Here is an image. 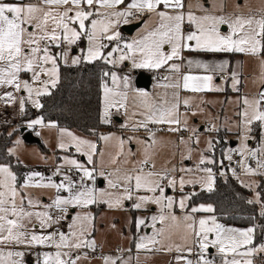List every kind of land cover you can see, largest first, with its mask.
Returning <instances> with one entry per match:
<instances>
[{"label": "snow or ice", "instance_id": "1", "mask_svg": "<svg viewBox=\"0 0 264 264\" xmlns=\"http://www.w3.org/2000/svg\"><path fill=\"white\" fill-rule=\"evenodd\" d=\"M124 3V0H38L36 3H10L6 0H0V86H13L15 93L22 89L26 90L27 96H17L13 91H5L0 94V101L7 104L19 101L21 110L24 109L26 100H30L37 108H42L39 97L50 95V88H55L59 82L58 60L68 61V51L54 54L51 52L52 46H59L61 43L75 45L82 38L87 39L86 50L81 49L83 59L92 62L97 59H103L108 64H117L124 61H132L134 68L159 69L169 61L180 59L182 49L188 48L212 51V52H248L258 57L264 53V15L257 18L255 15L233 14L229 16L205 14L196 16L192 12L187 14V21L195 24V30L185 34L182 25L185 21V13L176 11L169 12L166 9L183 8V0H132L123 11L113 10L103 14L102 19H91L90 27L86 21L93 16L92 8L99 4L104 8L115 9L117 5ZM72 5V7H61ZM161 6L165 10H160ZM135 10V11H133ZM154 12L159 18L156 26L145 31L139 38H134L131 42L123 41L118 26L121 22L129 23L127 17L135 15L137 12ZM99 12V8L96 9ZM70 13H73L70 15ZM228 25L230 31L223 34L220 31L221 25ZM30 28L34 30H29ZM106 41V42H105ZM115 41L116 44L105 54V49L109 44ZM195 42L194 45L189 42ZM165 45L170 47L165 52ZM118 54V55H114ZM82 57L77 55L72 58V64L81 62ZM189 65L193 62L188 61ZM198 67L208 68L207 64H197ZM261 83L264 84V58L260 59ZM171 69L179 72L180 64L171 63ZM223 70L224 65H219ZM22 72L31 73V81L21 80ZM42 75L44 78L42 79ZM111 75L113 85H117L120 78L116 73H105V76ZM169 79V77H165ZM213 76L211 75H193L181 74L176 82L170 86L178 89L181 86L184 89L193 92H202L212 90ZM239 81L235 79L233 73V87ZM122 90H114L107 83L104 85V123H110L111 109H124L127 112L129 99L130 80L127 76L123 77ZM215 90H221L219 88ZM139 99L138 105L142 117L133 124L134 128H144L152 137L151 144L145 142V159L139 162L138 166L131 171L121 173L120 169L109 173L112 177L108 180L111 189L116 191L97 190L95 185L89 186L87 181H94L96 172L95 167L89 168L78 162L76 159L65 157V164L71 165L83 173L80 182L77 184L72 177L65 174L63 179L57 183L51 178L49 183L33 185L36 177H41L39 172H31L24 183L17 187V176L12 171L8 163H0V264H23V251H14L6 249L5 245H45L52 244L57 249L54 253L44 252L38 254L36 264H78L81 259L77 255L72 258V249L81 247H95L96 241L89 239L91 233L89 227L94 219L91 213H77L71 224L69 232L53 231L45 234L37 232L39 229H49L53 225L59 224L61 220L66 219V214L70 208L87 207L99 202L112 205V201L119 206L124 200H133V207L140 209L147 204H157L160 206L159 214L152 215V226L155 228L157 221L163 225L169 223L178 224L180 218L173 214L172 209L175 206L180 209L187 207V201L197 193H184L178 200L171 195H165L167 187L176 188L179 185L181 191L185 184H202L208 191H212L215 184V173L213 168L207 165H215L216 160L210 155L201 154L197 171L202 172V176H190L186 178L180 176L179 180L170 172L177 169L165 171L163 173L155 171V165L152 170H145L150 160L147 155L148 149L157 143L156 133L148 128L149 122L155 124L169 125V131L179 132L187 129L192 133L185 140L181 137V144L188 145L189 142L199 143L198 130L188 127L187 113L181 114L179 111L180 103L188 105L187 98L180 100L178 93L173 92L172 99L167 97L160 101L153 98L146 91L135 90L133 93ZM245 105L242 113L244 135L241 138L242 144L240 155L243 157L241 168L246 174L264 176V142L259 147L249 148L247 141L253 139L249 134L253 131V125L264 128V91H259L257 96L249 99L244 97L242 100ZM137 113L133 112L132 116ZM193 115L196 113L193 112ZM44 125L43 118L35 119L29 122V127ZM45 126H55L53 124ZM61 142L59 148L66 149L74 144L77 152L84 150L87 155L88 164L93 163V155L97 152L95 143L75 135L66 128L60 129ZM39 135V133H37ZM67 137V142H65ZM105 142L112 139L111 136L101 137ZM21 141L17 140L19 145ZM124 141L119 140L120 153L123 152ZM213 142L208 141V147L205 151L213 150ZM10 154L16 152V148L8 150ZM191 158V148L187 149ZM231 151V150H229ZM254 158L255 167L248 164V160ZM229 161L232 155L227 156ZM116 163V159H113ZM127 163V160L124 161ZM222 164L223 161H220ZM203 166V167H201ZM62 167V166H61ZM61 167L56 169L54 175L61 174ZM183 173H191L192 169H179ZM232 174L236 175V169H232ZM104 176V172L99 173ZM221 175H224L221 172ZM167 183H164V182ZM259 187L255 181L246 184V187ZM30 186L55 188L57 195L52 204L44 205L45 211H31L29 208H35L39 204L28 196H22L21 192L26 191ZM61 191H67L68 195H60ZM145 191L151 195H138L137 193ZM157 192L159 193L157 195ZM107 197V200L104 198ZM248 203H261L260 192L256 193L253 200ZM59 209L60 214L53 216L47 209ZM200 211L214 212L211 205H200L191 208V213ZM261 215L264 216V204H262ZM33 219L37 223L32 224L31 230L28 225ZM146 218H140L138 225H144ZM185 221L184 229L186 235L183 238V244L172 243L167 246L168 251L192 253L193 248L188 247L189 238L191 242L198 245L200 256L197 261L188 259L187 256L177 255L178 264H213L211 259L206 258L210 246H214L218 251L224 254L223 264H253L252 257L264 253V243L254 244L253 227L241 230L236 228H227L224 224L217 222L215 215L201 218L197 222L193 215L189 214L183 217ZM166 227L157 228L153 236H141L139 238L138 248H147L149 245H156L163 241ZM214 233L215 238L209 239V234ZM161 237L158 241L156 237ZM68 249V251H64ZM241 249H244L241 251ZM231 254V258L228 255ZM119 257L106 256L104 264H116Z\"/></svg>", "mask_w": 264, "mask_h": 264}, {"label": "rangeland", "instance_id": "2", "mask_svg": "<svg viewBox=\"0 0 264 264\" xmlns=\"http://www.w3.org/2000/svg\"><path fill=\"white\" fill-rule=\"evenodd\" d=\"M36 3L38 0H28ZM95 4L92 8L93 16L86 21V25L90 27L91 19H102L103 14L111 12L113 10L123 11L124 8H104L97 6ZM183 8L181 9H166L169 12L175 13L176 11H181L185 13V21L182 25V30L185 34L195 30V24L187 21V14L192 12L196 16H202L205 14H214V15H255L259 18L261 15H264V0H183ZM63 7H72V5L61 6ZM163 7V6H162ZM99 8V12L96 9ZM160 10H165L161 8ZM73 13H70L72 15ZM129 23L125 24L123 22L118 26V30L121 33L123 41L131 42L134 38H139L143 35L146 30L153 28L157 25L159 18L155 15L154 12L144 11L137 12L133 16L127 17ZM141 22V25L137 26L131 33L125 31V27ZM29 30H34L30 28ZM220 31L223 34H228L230 28L228 25H221ZM85 38L84 44L77 42L75 45H67L61 43L59 46H52L51 52L54 54L61 53L62 51H68V61L65 63L63 60H58L59 65V79H60V65H78L86 60L83 59L85 53L81 52V49L86 50L87 48V39ZM106 42V41H105ZM194 45L195 42H189ZM116 44L115 41L109 44V48L105 49V54L107 51L111 50ZM165 52L170 50L168 45H165ZM80 55L82 57L81 62L77 64H72V58ZM118 55V54H114ZM264 58V53H261V56L254 55L248 52H212L196 49H182L180 54V59L169 61L168 64L159 68V69H149V68H134L132 66V61H124L122 63L111 64L113 66L111 73H116L120 80L117 82V85H113L111 80V75H109V80L107 82L110 88L114 90H122V80L123 77L127 76L130 80V89L129 99L127 101L128 109L125 112L124 109L115 108L111 109V115L109 117L111 126L114 127L112 130H103L99 131L98 134H85L76 129H70L66 127H59L54 122H45L44 125H37L35 133L40 138L43 143L44 148H42L38 143H28L23 139V134L21 133V128L23 126L29 125L30 121L21 120L20 114L22 112L19 101L16 103L7 104L4 101H0V123L13 122L16 123L15 128L17 132L14 137L13 144L9 147L16 148V152L12 154L15 156L16 160L26 166V175L25 179L31 172H39L42 174L41 177H36L33 180V185L36 183L47 184L49 179L59 183L63 179V175L67 174L72 177L73 181L79 184L80 177L83 175L81 171L74 168L71 165L65 164V157L70 159H76L78 162L84 164L86 167L92 168L95 167L96 172L94 176L96 177L94 181H87L89 186L93 184L97 190L104 189L107 191H116L111 189L108 180L112 177L109 176V173L114 172L116 169H120L121 173L125 171H131L133 168L138 166L139 162L145 159V142L151 144L152 137L149 136V133L144 128H134L133 124L136 121L142 119L139 115L140 109L138 107L140 101L134 96L135 90L146 91L155 98L157 101L162 100L167 97L169 100L172 99L173 92L178 93V96L181 101L187 98L189 100L188 105L180 103L179 111L181 114L187 113L188 118V127L195 128L198 130L199 143L189 142L188 145L181 144L180 140L183 137L185 140L188 139L192 133L187 129H182L181 131L185 134H180L179 132L169 131V125L167 124H155L149 122L148 128L151 129L152 126L162 127L166 126L165 129L159 131H152L156 133L157 143L148 149L147 155L149 157V164L146 165L148 169L152 170V165H155V171L165 172L173 168L179 169H192L191 173H183L186 178L190 176H202V172L197 171V165L201 154L210 155L212 159L215 160L213 155V150L209 153L205 151L208 147V141L211 140L214 145V139L218 133L222 134L223 145L221 146V157L215 165L217 171L225 174L226 169L230 167L235 168L232 165L236 159H240L243 162V157L240 155L241 148V138L245 134L243 130V120L240 115L245 107L242 100L244 97L252 99L257 96L259 91H264V84L261 83V66L260 59ZM188 61L193 63L189 65ZM180 64V70L184 71L186 74L190 73L193 75L209 74L213 76L212 81V90L202 91V92H193L186 91L183 93L181 87L178 89L172 88L170 85L176 82L179 73L171 69V63ZM207 64L208 68L198 67L197 64ZM223 64V70L219 65ZM179 70V71H180ZM147 72L152 75V84L150 88L138 87L136 85V77L139 72ZM233 73H235V79L239 81L235 87H233ZM169 77V79H165ZM44 76L42 75V79ZM21 80L31 81V73L22 72L20 74ZM105 85V84H104ZM221 90H215V89ZM53 88H50V92ZM5 91H13L17 96H27L26 90H21L19 93H15L13 86H0V94H3ZM41 97H39L41 103ZM27 104L35 107L30 100H26L24 109ZM37 108V107H35ZM23 109V110H24ZM133 112L137 114L129 117ZM196 114L193 115L192 113ZM101 117L104 122V86L102 94V110ZM26 118V117H25ZM41 118L36 117L35 119ZM33 119V120H35ZM53 124L55 126H45ZM203 127V129H201ZM66 128L75 135L81 137L82 139L90 140L95 143L97 146V152L93 155V163L88 164L87 155L84 153V150L81 152L76 151L74 144L70 145L66 149L59 148L61 142V133L60 129ZM34 133V134H35ZM253 139L247 141L249 148H257L262 142H264V128L253 125V131L249 134ZM102 136H111L112 139L105 142L101 137ZM67 142V137L64 138ZM124 141L123 152L120 153L119 140ZM19 140L21 143L16 144V141ZM231 142H235V145H232ZM221 144V141H219ZM191 148V158H188L189 153L188 148ZM231 150V151H229ZM231 154L232 160L229 161L227 156ZM113 159H116V163H113ZM127 160V163L124 161ZM220 161H223L221 164ZM248 164L252 167H255L256 161L254 158L248 160ZM62 166V167H61ZM214 167V165H207ZM228 166V167H227ZM61 167V174L54 175L56 169ZM203 167V166H201ZM223 167L222 170H220ZM74 169V170H73ZM242 169V168H241ZM15 173V171L12 169ZM242 171V178H240L243 184H248L252 181H255L259 187L263 185L264 187V176L256 174L250 175ZM78 172L81 175H78ZM104 172V176H100L99 173ZM214 172V169H213ZM232 172V171H230ZM16 174V173H15ZM17 176V175H16ZM177 178V181L179 180ZM237 179V178H236ZM101 180L103 181L101 183ZM25 181V180H24ZM17 181V187L21 184ZM164 183H167L166 181ZM259 187L253 185L249 187L252 191L251 199L253 200L259 191ZM196 188L200 190H207L202 184L190 185L185 184L183 191L180 190L179 185L176 188L167 187L165 189V195L174 196L177 200L184 194L190 193V191H195ZM138 195H151L145 191L137 193ZM159 193L157 192V195ZM22 196H28L34 201H38L39 204L35 208H29L31 211H45L44 205L52 204L55 200L57 192L55 188L50 187H36L30 186L26 191L21 192ZM60 195L67 196V191H61ZM107 200V197L104 198ZM261 200V195H260ZM133 200H124L119 206L115 204V201H112L113 206H109L108 203L99 202L87 207L81 208H70L66 214L67 218L60 221L59 224L53 225L49 229H39L37 227V232H53L59 230L60 232H69V225L72 222L73 217L77 213H91L94 219L91 221V226L89 227V232L91 233L89 239H94L96 241L95 247H81L79 249H72V258L74 259L77 255L81 257L78 261V264H104L103 258H95L90 255V251L101 249L106 252H113L107 256L119 257L116 264H178L176 261L177 255L187 256L188 259L193 260L194 262L199 259V257L194 260L191 256V253L186 251L176 252L168 251L167 246L172 243L183 244V238L186 235L184 224L185 221L183 217L191 214L194 216L197 226L198 221L201 218H206L209 215L191 213V208L197 207L190 206L189 201H187V207L180 209L175 206L172 209L174 215L180 218L178 224L169 223L167 225L161 224L157 221L155 228L152 226L151 216L159 214L160 206L157 204H147L145 207L136 209L133 207ZM51 214L54 210L59 209H47ZM140 218H146L144 225H138V220ZM217 222L224 224L227 228H236V229H247L249 227L237 226L233 224H226L217 219ZM37 223L33 219L32 223L28 225L31 230L32 224ZM166 227V232L161 243L156 245H149L147 248H138L137 244L139 243V238L141 236H153L157 228ZM215 234H209V239H214ZM158 241L161 240V237L157 236ZM255 242V238H254ZM260 243H264L263 241ZM258 243V244H260ZM256 244V245H258ZM194 243L191 242L189 238L188 247H192L194 250ZM52 244L45 245H5L6 249H11L14 251H23L25 253L23 257V264H36L38 254H43L44 252L54 253L57 249L54 246V249H51ZM210 249H213V252H210ZM244 249H241L243 251ZM68 251V249H64ZM119 252V253H118ZM264 254V253H262ZM260 254L254 255L252 257L253 264L258 260ZM206 258L211 259L213 264H223L224 254L220 253L218 249L214 246H210L207 253H205ZM228 258H231V254L228 255ZM183 264V262H180Z\"/></svg>", "mask_w": 264, "mask_h": 264}, {"label": "trees", "instance_id": "3", "mask_svg": "<svg viewBox=\"0 0 264 264\" xmlns=\"http://www.w3.org/2000/svg\"><path fill=\"white\" fill-rule=\"evenodd\" d=\"M85 38L79 43L84 44ZM113 66L103 59L84 61L78 65H60V79L50 95L41 98L42 108L27 104L22 110L19 121H32L42 117L45 122H54L59 127L76 129L85 134H98L99 131L112 130L113 126L102 121L103 86L109 80ZM26 117V118H25ZM17 121L0 123V163H8L17 175L19 183L25 180L26 166L9 153L17 128ZM221 141V144L219 143ZM39 145L45 149L43 143ZM222 134L214 139L213 155L216 161L221 157ZM217 165L212 166L216 169ZM219 172V171H217ZM261 203H248L252 191L236 178L217 174L212 191L198 190L189 200V205L208 202L214 206L216 218L226 224L255 229L254 244L262 242L264 237V216L261 215L264 204V187H259ZM254 264H264V254Z\"/></svg>", "mask_w": 264, "mask_h": 264}, {"label": "water", "instance_id": "4", "mask_svg": "<svg viewBox=\"0 0 264 264\" xmlns=\"http://www.w3.org/2000/svg\"><path fill=\"white\" fill-rule=\"evenodd\" d=\"M141 25V22L133 23L125 27V31L131 33L137 26ZM136 85L138 87L150 88L152 84V75L147 72H139L136 77ZM203 129V127H201ZM21 133L23 134V139L28 143H41L39 137H37L33 132L28 130L27 126L21 128ZM232 145H235V142H231ZM103 181L101 180V183ZM210 252H213V249H210Z\"/></svg>", "mask_w": 264, "mask_h": 264}, {"label": "built area", "instance_id": "5", "mask_svg": "<svg viewBox=\"0 0 264 264\" xmlns=\"http://www.w3.org/2000/svg\"><path fill=\"white\" fill-rule=\"evenodd\" d=\"M28 130H30L31 132H33V133H35L36 132V130H37V128L36 127H29V125H28ZM166 128V126H162V127H157V126H152V130L153 131H159V130H163V129H165ZM181 135L182 134H184L182 131H181V133H180ZM185 135V134H184ZM234 164L236 165V166H240L241 165V160L240 159H236L235 160V162H234ZM145 167V169H148L147 168V166H144ZM74 170V169H73ZM182 174V172H180V171H175V172H170V176L171 175H174L175 177H179L180 175ZM78 175L80 176L81 175V173H79L78 172ZM225 176H232V177H234V178H239V177H241L243 174H242V172L238 169L237 171H236V175L234 176L233 174H232V172H227V173H225L224 174ZM60 214V210H54L53 212H52V215L53 216H56V215H59ZM55 231H59V230H55ZM263 242H264V237H263V240H262ZM90 253V255L91 256H93V257H100V256H105L108 252H106V251H103V250H101V249H96V250H92V251H90L89 252ZM191 256H192V258L194 259V260H196L199 256H200V250H199V247H198V245H194V250H193V252L191 253Z\"/></svg>", "mask_w": 264, "mask_h": 264}, {"label": "crops", "instance_id": "6", "mask_svg": "<svg viewBox=\"0 0 264 264\" xmlns=\"http://www.w3.org/2000/svg\"><path fill=\"white\" fill-rule=\"evenodd\" d=\"M6 2H10V3H23V4H27L28 2H32V1H28V0H6ZM132 2V0H124V3L123 4H121V5H117L115 8H124L125 9V7H127V5L128 4H130ZM97 6H100L99 4L97 5ZM161 8H163L162 6H161ZM133 11H135V10H133ZM179 75H181V74H186L184 71H182V70H180L179 72ZM188 74V73H187ZM201 75H209V74H201ZM181 90L183 91V93L184 92H186V91H189L188 89H184L182 86H181ZM191 91V90H190ZM204 91H209V90H204ZM103 121V120H102ZM2 123V122H1ZM35 135H37V133H35ZM241 163H242V161H241ZM232 165H234V167H235V169H236V171L239 169L240 171L242 170L241 169V166H236L233 162H232ZM228 167V166H227ZM223 169V167L220 169V170H222ZM232 169L233 168H231L230 169V167L229 168H227L226 169V172L225 173H227V172H230V171H232ZM146 170V169H145ZM242 172V171H241ZM214 173H215V177H216V175L217 174H221L220 172H217V170H215L214 169ZM243 176V175H242ZM242 176L241 177H239V178H237V180L239 181V182H241V180H240V178H242ZM242 183V182H241ZM243 184V183H242ZM243 185H245V184H243ZM214 186H215V184H214ZM214 188V187H213ZM198 190H200V189H198V188H196V190L195 191H190V192H197ZM189 201V200H188ZM195 205H197V207H199L200 205H205V206H208V205H211L212 207H213V209H214V206H213V204H211V203H208V202H201V203H197V204H194V205H189V207L190 206H195ZM206 214V215H209V216H211V215H214V213L212 212V213H209V212H204V211H200V212H197V214H198V216H199V214ZM51 249H54V246H51ZM99 249V248H98ZM111 253H113V252H109V253H107L105 256H100V257H95V258H103L104 259V257H106L107 255H109V254H111ZM119 253V252H118ZM260 255H262V254H260ZM260 255L257 257L258 259H259V257H260ZM93 257V256H92Z\"/></svg>", "mask_w": 264, "mask_h": 264}]
</instances>
